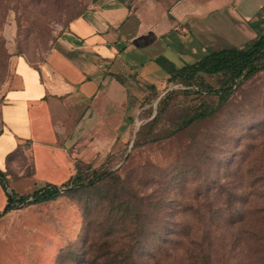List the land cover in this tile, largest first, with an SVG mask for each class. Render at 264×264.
<instances>
[{"label": "rangeland", "instance_id": "374dc122", "mask_svg": "<svg viewBox=\"0 0 264 264\" xmlns=\"http://www.w3.org/2000/svg\"><path fill=\"white\" fill-rule=\"evenodd\" d=\"M98 1L0 0V101L19 86L18 60L37 66L62 48L69 23ZM172 2L132 0L156 13ZM199 4V16L179 21L167 37L136 40L137 71L123 73L128 104L97 96L79 143L68 144L78 154L75 171L105 177L1 217L0 264H264V69L219 103L195 85L183 92L153 61L163 55L181 66L209 49L243 46L257 33L250 21L264 19V0L238 28L230 0ZM197 80L226 84L219 75ZM79 106L77 115L86 105ZM203 106L215 110L185 124ZM9 160L8 188L30 193L28 145Z\"/></svg>", "mask_w": 264, "mask_h": 264}, {"label": "crops", "instance_id": "0c3cea01", "mask_svg": "<svg viewBox=\"0 0 264 264\" xmlns=\"http://www.w3.org/2000/svg\"><path fill=\"white\" fill-rule=\"evenodd\" d=\"M232 1L228 15L236 28L242 19L256 18L262 3L236 0L234 5ZM203 6L199 0H173L167 9L161 8L163 13H156L151 9L155 6L135 8L132 0H100L69 23L62 48L53 49L37 66L19 59V86L7 90L0 101V170L7 181L13 179L9 158L25 144L34 185L30 192L42 184L59 186L73 175L78 154L68 144L79 143V128L95 98L104 94L116 107L128 104L129 86L123 73L137 71L130 56L136 40L150 33L165 36L184 18H197ZM256 20L250 26L257 30L263 22ZM137 48L144 50L143 46ZM82 104L86 106L77 115ZM0 198L3 207L6 196L1 186Z\"/></svg>", "mask_w": 264, "mask_h": 264}, {"label": "trees", "instance_id": "16d2710c", "mask_svg": "<svg viewBox=\"0 0 264 264\" xmlns=\"http://www.w3.org/2000/svg\"><path fill=\"white\" fill-rule=\"evenodd\" d=\"M264 25V19H262ZM253 24V23H252ZM168 74L171 81L184 86L183 92L190 91L195 85V92H207L218 97L219 103H223L233 91L244 80L249 79L260 70L264 69V29L257 28L256 36L250 39L243 46H224L217 49H209L198 59L191 63L176 66L171 60L163 55L153 59ZM202 75L222 76L225 86L219 89L200 80ZM199 79L200 81H198ZM215 108L203 106L195 111L186 120L185 124H191L197 119L206 118L211 115ZM107 172L98 173L92 171L90 177L84 179L79 171H75L61 185L42 184L30 193H18L7 187V177L4 171L0 170V186L4 190L6 203L0 210V217L24 205L38 204L55 199L67 190L93 185L103 179ZM132 260V256L130 255Z\"/></svg>", "mask_w": 264, "mask_h": 264}]
</instances>
